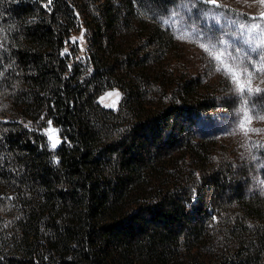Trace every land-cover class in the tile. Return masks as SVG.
I'll return each mask as SVG.
<instances>
[{"label": "trees", "instance_id": "obj_1", "mask_svg": "<svg viewBox=\"0 0 264 264\" xmlns=\"http://www.w3.org/2000/svg\"><path fill=\"white\" fill-rule=\"evenodd\" d=\"M178 3L0 0V264H264V197L161 25Z\"/></svg>", "mask_w": 264, "mask_h": 264}, {"label": "rangeland", "instance_id": "obj_2", "mask_svg": "<svg viewBox=\"0 0 264 264\" xmlns=\"http://www.w3.org/2000/svg\"><path fill=\"white\" fill-rule=\"evenodd\" d=\"M194 2L195 7L191 8L190 13L175 18L171 15L174 10L172 7L160 20L161 25L176 38L185 54L187 68L194 71L205 83L213 85L218 100L224 105L220 119L216 120L212 126L205 127V132L211 133L222 145L228 147L237 157L238 164L250 167L248 177H245L248 181L247 191L264 197V120L258 118L264 115V103L261 102V97H264V83L261 82L264 81V74L258 72L253 74L251 87L253 89L258 87L262 91L250 98L256 102L257 106L254 111L249 109V118L246 119L240 110L241 101L236 92V85L229 76L217 71V67L221 65L200 46L201 43L207 45L219 39H224L226 43L232 41V37L238 35V32H232L230 27L233 18L237 22L251 23L248 18L258 16L264 11V7L260 5L259 0H217V4L221 6L219 8H214L213 5L200 2V0H194ZM212 13H217L218 16L213 19ZM165 19H169V25L163 23ZM225 20H227V25H225ZM200 32H203V36L196 35ZM229 32L231 36L226 35ZM178 36L183 38L178 39ZM208 37H214L215 40H209ZM250 39L253 38L245 35L239 40L232 41L227 51L236 58L237 63L244 60L245 66L252 70L253 65L260 62V57L256 53H252L251 56L245 55L247 51L245 42ZM258 42L254 41V43ZM222 48V45H217V48L211 49L213 55H218V50ZM259 51H264V49ZM237 53L239 56L236 55ZM249 60L251 63L248 62ZM242 83L248 86L245 81ZM113 91L120 94V91L114 88L107 90L101 97ZM105 103H111V99L105 100ZM47 128L48 126L42 132L44 133ZM245 130H247V135H245ZM253 156L257 159L254 160Z\"/></svg>", "mask_w": 264, "mask_h": 264}, {"label": "snow or ice", "instance_id": "obj_3", "mask_svg": "<svg viewBox=\"0 0 264 264\" xmlns=\"http://www.w3.org/2000/svg\"><path fill=\"white\" fill-rule=\"evenodd\" d=\"M200 2L211 4L214 8L221 7L219 4H217V0H200ZM48 3L51 4L52 0H48ZM259 3L262 7H264V0H259ZM192 7H195L194 0H179V3L174 7L173 13L171 15L173 18L179 17L181 15H186L190 13ZM204 11L207 12V10ZM217 16V13H212L213 19H215ZM248 21H251V23L237 22L233 18V22L230 27L232 29V32H238L237 36L232 37V41L239 40L245 35H249L253 38L245 42L247 47L245 55L251 56L252 53H256L260 57V62L258 64H254L252 70H249L245 66L244 60H240V62L237 63L236 58L227 51L231 46L232 41L226 43L224 39L215 40L214 37H208L209 40H215V42L207 45L201 43L200 45L202 49L207 52L210 57H212V59L216 60L218 64L221 65L217 67V71L229 76L232 82L236 85V92L238 93L241 101L240 110L243 112L246 119L249 118V109L254 111L257 106L256 102L252 101L250 98L254 94H258L262 91L258 87L256 89H253L251 87V80L253 78L254 72L264 74V51H259L261 49H264V11L260 12L258 16L249 17ZM163 23L165 25H169L170 21L169 19H165L163 20ZM225 25H227V20H225ZM196 35L203 36V32L196 33ZM226 35L231 36V32L227 33ZM177 38L182 39L183 37L178 36ZM80 39L82 42L83 33L81 34ZM73 41L75 42V38H73ZM254 41L259 42L254 43ZM217 45H222L223 48L218 50V55H213L211 49L217 48ZM63 54L64 53H62V55ZM236 55L239 56V53H237ZM248 62L251 63V60H249ZM242 81H245L248 86L246 87L245 83H242ZM261 82L264 83V81ZM245 93H247V95H245ZM108 99H111V103H105V100ZM119 101L120 94L113 91L108 92L104 97H101L99 102L104 104L105 107L115 109ZM261 102L264 103V97H261ZM258 118L264 120V115H260ZM41 119H44V117H41ZM47 123L48 128L44 131L43 134L48 137L50 148L52 150H55L61 143V140L59 138L60 130L53 128L51 120H49ZM241 127H243V124H241ZM245 135H247V130H245ZM253 159L255 160L257 159V157L253 156Z\"/></svg>", "mask_w": 264, "mask_h": 264}]
</instances>
